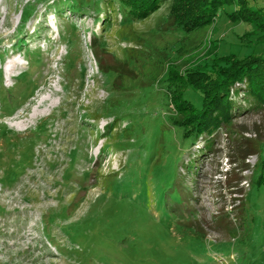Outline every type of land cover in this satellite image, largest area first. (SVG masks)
<instances>
[{
  "label": "rangeland",
  "instance_id": "rangeland-1",
  "mask_svg": "<svg viewBox=\"0 0 264 264\" xmlns=\"http://www.w3.org/2000/svg\"><path fill=\"white\" fill-rule=\"evenodd\" d=\"M126 4L0 0V264H264V106L234 92L236 118L192 143L164 81L264 55V0L189 33L169 2Z\"/></svg>",
  "mask_w": 264,
  "mask_h": 264
},
{
  "label": "trees",
  "instance_id": "trees-1",
  "mask_svg": "<svg viewBox=\"0 0 264 264\" xmlns=\"http://www.w3.org/2000/svg\"><path fill=\"white\" fill-rule=\"evenodd\" d=\"M118 1L127 2L124 14L125 21H129V19L143 20L156 12L162 4L169 2L168 20L173 28L183 33H189L202 26L209 25L212 17L215 15L220 16L225 6L230 4L235 3L238 7L241 3L239 11L249 12V0ZM73 6L71 7L73 8ZM251 13L252 16L256 17L254 20L248 16L241 15L238 17L243 21L258 22L260 19L259 15H257L258 11L255 12L253 10ZM257 27L260 30L264 29V16L258 22ZM92 54L96 57L98 68L102 73L111 74L113 70L117 71L119 69L102 61L96 49H92ZM117 62L119 61L117 60ZM213 69V66H208L206 75H210V79L206 82L201 81L200 86H197L194 82L187 81L189 79L188 74H184L181 77L178 70H174V73L171 74L168 73L169 75L166 74L164 80L167 81L170 78L172 95L176 98L180 106L179 109L184 106L189 108L188 111L184 110V114L183 111L178 114L181 120H177L174 117L171 123L181 131L184 139H190L192 143L204 135L210 138L208 141L210 142L209 145H211V138L213 139L215 131L222 129L232 119L236 118L234 111L238 108L241 109L242 105L240 102L231 100L234 92L238 94V90L243 91V102L246 100L251 103L253 109L264 106V55L250 54L238 59V61L231 62V64L228 62L221 63L216 70ZM211 72L212 74H210ZM171 77H174V79ZM189 88L197 90L200 95L201 104L198 107L184 97Z\"/></svg>",
  "mask_w": 264,
  "mask_h": 264
},
{
  "label": "bare ground",
  "instance_id": "bare-ground-1",
  "mask_svg": "<svg viewBox=\"0 0 264 264\" xmlns=\"http://www.w3.org/2000/svg\"><path fill=\"white\" fill-rule=\"evenodd\" d=\"M16 64H14V67L13 68H15L16 66H15ZM48 100V98H41L40 100H39V102L35 105V107H34V109H33V113H32V115H31V117L32 118H36L37 116H38V114H39V109H40V107H42V105L46 102ZM49 106V108H51V107H53V106H55V105H53V103H51L50 105H48ZM40 116V115H39ZM21 123H23V122H21ZM27 124V123H26ZM26 124H19L18 126V130L19 131H22V130H24L25 128V126H26ZM17 128V127H16Z\"/></svg>",
  "mask_w": 264,
  "mask_h": 264
}]
</instances>
